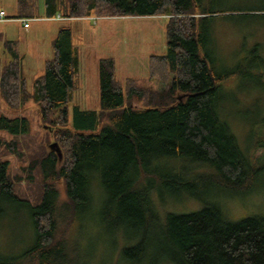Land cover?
I'll return each mask as SVG.
<instances>
[{"label":"trees","instance_id":"trees-1","mask_svg":"<svg viewBox=\"0 0 264 264\" xmlns=\"http://www.w3.org/2000/svg\"><path fill=\"white\" fill-rule=\"evenodd\" d=\"M37 1L17 0L14 19L36 18ZM43 5L49 18L165 17L167 53L149 59V79L157 80L163 90L145 88L134 78L124 86L116 78L114 59H101V108L75 107L70 127L66 105L78 69L72 28L60 29L55 57L46 62L32 93L16 42H5L10 61L0 73V97L12 111L30 101L37 104L42 121L58 127L54 137L60 152L30 159L23 168L26 179L12 177L9 162L0 159V210L5 199L22 202V181L37 184L41 193L32 207L34 244L19 257L0 258V264H69L72 248L61 230L68 223L75 225L72 214L78 208L89 206L94 181L104 192L103 220L113 230L126 224L140 233L136 243L132 236L123 248L127 259H144L153 247L165 264H264V216L231 221L214 200L201 210L180 213L156 199L157 186L175 195L190 194L199 186L248 192L264 174L261 143L256 141L250 151L242 149L221 118L222 84L240 71L217 68L218 22L234 19L246 44L257 28L264 35V7L215 9L205 0H43ZM227 12L244 14L223 17ZM263 41L252 45L258 61ZM132 100L142 107H132ZM126 101L129 106L124 108ZM56 112L57 118L51 119ZM28 123L25 117L1 116L0 131L22 136ZM22 143L0 138V149L25 162L27 144ZM58 181L66 192L62 204Z\"/></svg>","mask_w":264,"mask_h":264},{"label":"rangeland","instance_id":"rangeland-1","mask_svg":"<svg viewBox=\"0 0 264 264\" xmlns=\"http://www.w3.org/2000/svg\"><path fill=\"white\" fill-rule=\"evenodd\" d=\"M211 7L219 8H260L264 0H205ZM36 18L27 19L25 28L18 15L17 0H0V10L8 18L0 22V73L10 61L5 42H16V51L22 59V70L27 81V89L33 92L35 80L44 75L46 62L55 57L54 42L62 27H71L73 43L78 57V69L71 90L72 99L66 105L69 113L70 127H73L75 107L81 110H100L99 62L104 58L114 59L116 78L125 86L129 78L137 79L145 88L163 90L157 80L149 79V59L151 56L167 53V19L162 16H129L65 18L62 15L47 17L43 0H38ZM244 14L227 12L223 17ZM58 16H62L59 19ZM259 25L256 23V27ZM218 42L220 45L217 57L219 71L236 69L240 75L230 78L222 84L223 103L221 118L236 136L242 149L250 151L256 141L261 143L259 154H264V46L258 52L262 61L253 59L252 45L256 40H264L262 29L257 28L256 36L248 43L242 42L243 31L233 19L218 22ZM264 43V41H263ZM256 56V54H255ZM249 60H252L251 63ZM129 103H124L127 108ZM131 106L142 107L138 100H132ZM10 119L25 117L28 119V132L13 137L0 131V138L6 141L17 139L26 143L24 146L26 161L18 160L13 154L0 149V159L9 162V173L12 177L26 179L23 171L30 159L42 158L44 154L54 151L51 145L57 144L54 133L56 125L44 123L40 117L37 104L33 101L22 109L9 110L0 97V117ZM58 112L50 118L56 119ZM102 125L99 127L101 129ZM262 146V147H261ZM60 149V146L58 145ZM189 180V179H188ZM18 191L23 195L22 202L5 199L0 210V258H16L27 251L35 242V231L32 222V207L40 200V189L37 184L29 185L22 181ZM57 186L60 192V204L66 202V192L62 181ZM156 188V199L164 203L169 210L187 213L201 210L213 200L220 203L222 211L231 221H240L250 216H264V174L255 188L248 192H231L212 187H196L190 194L175 195L169 189ZM91 202L86 208H78L73 214V223L63 225L61 233L69 238L72 248L69 264H165L159 257L157 249L152 247L144 259H127L122 250L132 236L137 242L140 233L128 225H119L113 230L102 218L104 192L98 181L93 182ZM27 200L29 203L24 202ZM60 208V207H59ZM61 210V208H60ZM60 234V235H62Z\"/></svg>","mask_w":264,"mask_h":264},{"label":"built area","instance_id":"built-area-1","mask_svg":"<svg viewBox=\"0 0 264 264\" xmlns=\"http://www.w3.org/2000/svg\"><path fill=\"white\" fill-rule=\"evenodd\" d=\"M59 17V19H62V16H58ZM7 19V17H6V13L4 12V11H0V22H2V21H5ZM28 20H23L22 22H24V26H25V28H27L29 25H28V22H27Z\"/></svg>","mask_w":264,"mask_h":264},{"label":"water","instance_id":"water-1","mask_svg":"<svg viewBox=\"0 0 264 264\" xmlns=\"http://www.w3.org/2000/svg\"><path fill=\"white\" fill-rule=\"evenodd\" d=\"M54 147L57 148V151H58V153H59V152H60V149L58 148V145H57V144H53V145H51V149L54 148Z\"/></svg>","mask_w":264,"mask_h":264},{"label":"crops","instance_id":"crops-1","mask_svg":"<svg viewBox=\"0 0 264 264\" xmlns=\"http://www.w3.org/2000/svg\"><path fill=\"white\" fill-rule=\"evenodd\" d=\"M0 11H2V10H0ZM2 22H4V21H2Z\"/></svg>","mask_w":264,"mask_h":264}]
</instances>
